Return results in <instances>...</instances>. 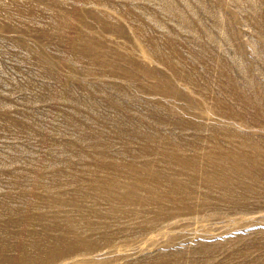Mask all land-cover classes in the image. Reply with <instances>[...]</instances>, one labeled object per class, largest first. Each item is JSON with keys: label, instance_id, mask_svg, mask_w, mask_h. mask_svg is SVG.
<instances>
[{"label": "rangeland", "instance_id": "1", "mask_svg": "<svg viewBox=\"0 0 264 264\" xmlns=\"http://www.w3.org/2000/svg\"><path fill=\"white\" fill-rule=\"evenodd\" d=\"M0 13L1 242L33 264H264V0ZM40 234L82 244L42 263Z\"/></svg>", "mask_w": 264, "mask_h": 264}, {"label": "bare ground", "instance_id": "2", "mask_svg": "<svg viewBox=\"0 0 264 264\" xmlns=\"http://www.w3.org/2000/svg\"><path fill=\"white\" fill-rule=\"evenodd\" d=\"M5 7V6H4ZM11 7V6H10ZM27 7V6H26ZM26 9V8H25ZM4 10V9H3ZM31 10V9H30ZM7 11H8V9H7ZM12 11V10H11ZM23 11V10H22ZM10 12V11H9ZM1 14V13H0ZM24 14H26V13H24ZM31 14V13H30ZM5 15V14H4ZM6 16V15H5ZM5 16H4V18H5ZM8 16V15H7ZM7 18H9V17H7ZM1 19V18H0ZM11 19H9V21H10ZM2 21V20H1ZM12 21V20H11ZM16 22V21H15ZM2 23V22H1ZM6 23V22H5ZM9 23V22H8ZM18 24H19V22H18ZM5 25V24H4ZM8 25V24H7ZM3 26V25H2ZM7 27V26H6ZM27 27V26H26ZM30 27V26H29ZM9 29H10V27H9ZM16 29H18V28H16ZM27 29V28H26ZM31 29V28H30ZM64 29V28H63ZM15 30V29H14ZM22 30V29H21ZM7 31H8V29H7ZM10 32H11V29L9 30ZM26 31V30H25ZM30 31H32V30H30ZM2 32V31H1ZM5 33V32H4ZM16 33V32H15ZM33 34V33H32ZM35 34V33H34ZM37 34V33H36ZM4 35V34H3ZM14 35H17V34H14ZM20 36V35H19ZM25 36V35H24ZM26 36H27V33H26ZM31 36V35H30ZM30 36H28V37H30ZM78 36V35H77ZM16 36H14V38H15ZM23 37V36H22ZM13 38V39H14ZM79 38V37H78ZM246 142V141H245ZM230 154V153H229ZM230 157H231V155H229ZM254 157V156H253ZM238 159V156H235L234 157V159ZM222 160H224V159H222ZM233 160V159H232ZM214 161V160H213ZM218 162V161H217ZM241 162H238V164H240ZM212 165V164H211ZM241 165V164H240ZM212 166H214V165H212ZM234 166H236V165H234ZM233 166V167H234ZM181 167H183V166H181ZM238 167V169H239V166H237ZM179 169H181V168H179ZM177 170V169H176ZM182 170H184L183 168H182ZM233 170H235V169H233ZM236 170H237V168H236ZM240 170V169H239ZM262 170V169H261ZM178 171H180V170H178ZM223 170H221L220 172H222ZM225 172L227 171V170H224ZM223 171V172H224ZM238 171V170H237ZM251 171L252 170H250V172L249 173H251ZM215 172H216V169H215ZM217 172H219V171H217ZM229 172V171H228ZM241 172H242V170H241ZM240 171H239V173H241ZM244 172V174L246 173L247 174V170H246V172H245V170L243 171ZM255 173V171H252V173ZM166 173H167V171H166ZM227 173V172H226ZM252 173H251V175H252ZM175 174V176H176V173H174ZM218 175H219V173H217ZM225 174V173H224ZM242 174V173H241ZM218 175H217V177H218ZM226 175V174H225ZM209 176V175H208ZM223 176V175H222ZM231 176V175H230ZM229 176V177H230ZM241 176V175H240ZM244 176V175H243ZM242 176V177H243ZM247 176V175H246ZM248 176H250V175H248ZM247 176V177H248ZM253 176H254V174H253ZM210 177V176H209ZM212 177H213V175H212ZM216 177V178H217ZM220 177V176H219ZM225 177V176H224ZM223 177V178H224ZM233 177V176H232ZM245 177V176H244ZM243 177V178H244ZM247 177H246V179H247ZM211 178V177H210ZM231 178V177H230ZM229 178V179H230ZM209 179V178H208ZM225 179V178H224ZM228 179V180H229ZM231 179H233V178H231ZM240 179H242V178H240ZM245 179V180H246ZM113 180V179H112ZM226 180V179H225ZM227 180V182L226 183H228V182H230L229 184H231V181H228ZM248 180V182H249V180H250V178L249 179H247ZM259 180V179H258ZM258 180H256V181H258ZM209 181V180H208ZM212 181V180H211ZM218 181H221V180H219L218 179ZM217 181V182H218ZM235 181H236V179H235ZM112 182H114V181H112ZM207 182V181H206ZM215 182V181H214ZM225 182H220V183H223V186L226 184ZM111 183V182H110ZM211 183H213V182H211ZM225 183V184H224ZM234 183V182H233ZM104 184V183H103ZM116 184V183H115ZM118 184V183H117ZM139 184V183H138ZM164 184V183H163ZM251 184H252V182H251ZM105 185V184H104ZM113 185V184H112ZM222 185V184H221ZM234 185V184H233ZM233 185H231L232 186V188H233ZM236 185V184H235ZM239 185V188H240V184H238ZM237 185V186H238ZM252 185H254V182H253V184ZM105 186H107V185H105ZM111 186V185H110ZM119 186V185H118ZM117 186V187H118ZM140 186H141V184H140ZM143 186H145V185H143ZM212 186V185H211ZM222 186V187H223ZM226 186H227V184H226ZM225 186V187H226ZM229 186V185H228ZM228 186L226 187V189L228 188ZM241 186H243V185H241ZM257 185H255L254 187L256 188V189H258L259 190V192H260V189H259V187L257 188L256 187ZM116 187V186H115ZM114 187V188H115ZM146 187H148V186H146ZM168 187V186H167ZM184 187V186H183ZM218 187V186H217ZM217 187H213V190L214 189H216ZM220 187V186H219ZM244 187V186H243ZM253 187V188H254ZM119 188V187H118ZM118 188H116V189H118ZM239 188H237V189H239ZM247 188V187H246ZM254 188V189H255ZM219 189H221V188H219ZM225 189V188H224ZM228 189H230V188H228ZM226 190V191H229V190ZM236 189V188H235ZM241 189H242V187H241ZM92 190V189H91ZM234 191V189H231V191ZM240 190V189H239ZM247 190V189H246ZM246 190L245 189H243V191L242 192H246ZM257 190V191H258ZM262 190V189H261ZM108 191H110V190H108ZM127 191V190H126ZM132 191V190H131ZM134 191V190H133ZM132 191V192H133ZM221 191V190H220ZM219 191V192H220ZM226 191H224V193L226 192ZM230 191V192H231ZM113 192V191H112ZM128 192V194H129V196L128 197H131V198H129V201L132 199V195H134V194H131V192L130 191H127ZM135 192V191H134ZM155 192H156V190H155ZM209 192H210V190H209ZM223 192V191H222ZM230 192H229V195H230V197H231V195L233 194V193H235V192H233V193H231L230 194ZM237 192V191H236ZM242 192H240V193H242ZM245 192L243 193V194H245ZM248 192H249V190H248ZM247 192V194H250V193H248ZM137 193V192H136ZM208 193V192H207ZM238 193V192H237ZM262 193V192H261ZM109 194H110V192H109ZM113 194V193H112ZM115 194V193H114ZM121 194H123V193H121ZM125 194V193H124ZM154 194V193H153ZM211 194H213V192H211ZM228 194V193H227ZM126 195V194H125ZM131 195V196H130ZM136 195V194H135ZM205 195V194H204ZM207 195H209V194H207ZM222 195V194H221ZM221 195H220V197H221ZM225 196H226V193L224 194ZM229 195H227V197L229 196ZM262 195V194H261ZM264 195V194H263ZM111 196H114V195H111ZM121 196V195H120ZM119 196V197H120ZM127 196V195H126ZM206 196V195H205ZM211 196V195H210ZM236 196V195H235ZM250 196V195H249ZM253 196V195H252ZM251 196V197H252ZM84 197V196H83ZM87 197V196H86ZM207 197L209 198V199H207ZM206 197V200H210V199H213L212 197L210 198L209 196H207ZM224 197V196H223ZM222 197V198H223ZM227 197H225V199L227 198ZM242 197V196H241ZM244 197V196H243ZM247 197V196H246ZM257 197V196H256ZM113 198V197H112ZM121 198V197H120ZM126 198V197H125ZM135 198V197H134ZM229 198V197H228ZM227 198V199H228ZM239 198V197H238ZM260 198V197H259ZM124 199V198H123ZM122 199V200H123ZM127 199V198H126ZM240 199H243V198H240ZM240 199L238 200V201H240ZM133 200V199H132ZM219 200H222V199H219ZM245 200H246V198H245ZM244 199H243V201H245ZM223 202H225V201H223ZM241 202V201H240ZM246 202V201H245ZM64 203V202H63ZM86 203V202H85ZM233 205H234V203H232ZM232 204H230V205H232ZM243 205H244V207L246 206V205H249V204H247V202H246V205L244 204V203H242ZM252 204V203H251ZM63 205V204H62ZM240 205V204H239ZM68 206V205H67ZM237 206H238V204H237ZM249 206H251V205H249ZM81 207V206H80ZM235 207V206H234ZM239 207V206H238ZM240 207H241V205H240ZM247 207V206H246ZM83 208V207H82ZM107 208H108V206H107ZM62 209V208H61ZM81 209V208H80ZM173 209V208H172ZM237 209V208H236ZM113 210V209H112ZM88 211H89V209H88ZM91 211V210H90ZM94 211V210H93ZM97 211V210H96ZM101 211V210H100ZM110 212V211H109ZM90 213H92V212H90ZM89 213V214H90ZM96 214H98L99 213V211L98 212H95ZM107 213V212H106ZM110 213H113L112 211L110 212ZM60 213H58V215H59ZM100 214V213H99ZM103 215V214H102ZM61 216H63V215H61ZM97 216V215H96ZM161 216H163V215H161ZM105 217V216H104ZM109 217V216H108ZM33 218V217H32ZM41 218V217H40ZM115 218V217H114ZM113 218V219H114ZM158 218V217H157ZM44 220H45V218H43ZM75 219V218H74ZM20 220V219H19ZM33 220V219H32ZM35 220H36V218H35ZM38 220V219H37ZM81 220V219H80ZM30 221V220H29ZM43 221V220H42ZM25 222V221H24ZM33 222V221H32ZM37 222V221H36ZM40 222V221H39ZM95 222V221H94ZM60 223V222H59ZM62 223V222H61ZM70 223V222H69ZM16 224V223H15ZM40 224V223H39ZM67 224V223H66ZM26 225V224H25ZM36 225H38V224H36ZM41 225V224H40ZM49 225V224H48ZM47 226V225H46ZM67 226V225H66ZM6 227V226H5ZM26 227V226H25ZM29 227H30V225H29ZM64 227H65V225H64ZM91 227V226H90ZM37 228V227H36ZM39 228V227H38ZM42 229V228H41ZM40 229V230H41ZM22 230V229H21ZM20 230V231H21ZM27 230V229H26ZM29 230V229H28ZM53 230V229H52ZM55 230H57V229H55ZM66 230V229H65ZM68 230V229H67ZM4 231V230H3ZM12 231V230H11ZM41 231H43V230H41ZM46 231V230H45ZM49 231V230H48ZM25 232H27V231H25ZM50 232V231H49ZM33 233V232H32ZM43 233H44V231H43ZM8 234V233H7ZM28 234V233H27ZM45 234V233H44ZM44 234H40L39 235V238H38V240L37 241H39L38 243H41L43 246H42V251H41V256H40V259H42L43 261H42V263H46V262H48V261H50V260H54V258H56L57 256H59L60 254H61V252L63 251V248L64 247H68V248H74V247H76V246H78V245H81L82 243H81V240H80V238H77V240L75 239V240H68L67 238H64V237H61V238H57V239H52L53 238V236H51V237H49V236H46V235H44ZM47 234V233H46ZM9 235V234H8ZM22 235V234H21ZM11 236V235H10ZM20 236V235H19ZM29 236H31V235H29ZM66 236V235H65ZM69 236V235H68ZM15 237V236H14ZM22 238H28V235H25V236H21ZM58 237V236H57ZM79 237V236H78ZM11 238V237H10ZM13 238V237H12ZM71 238V237H70ZM6 239V238H5ZM15 239V238H14ZM31 239V238H30ZM100 240V239H99ZM2 241V240H1ZM0 241V264H33L34 263V261H35V259H37L38 257H36V258H34L35 257V255L37 254V255H39V252H36L35 253V255H34V257L33 256H31V254H27L26 252H24V250H25V248L22 250L21 248L19 249V247H17V246H15L14 244H7V243H3V242H1ZM10 241V240H9ZM12 241V240H11ZM22 241H24V240H22ZM28 241H30V240H28ZM34 241V240H33ZM27 242V241H26ZM22 243V242H21ZM37 243V242H36ZM19 244V243H18ZM28 244V243H27ZM30 244V243H29ZM40 244V245H41ZM25 245H26V243H25ZM37 245V244H36ZM40 245H39V247H40ZM84 245V244H83ZM23 246V245H22ZM32 246H33V244H32ZM26 247V246H25ZM38 247V248H39ZM96 247V246H95ZM37 248V249H38ZM29 249V248H28ZM34 249V248H33ZM32 249V250H33ZM81 249V248H80ZM36 250V249H35ZM30 253V252H29ZM34 254V253H33ZM61 256H63V255H61ZM71 256V255H70ZM65 257V256H64ZM64 259V258H63ZM66 259V258H65Z\"/></svg>", "mask_w": 264, "mask_h": 264}]
</instances>
